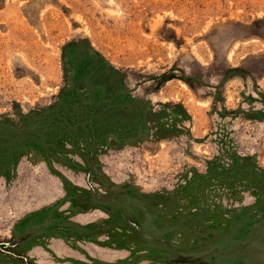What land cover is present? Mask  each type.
<instances>
[{
    "label": "rangeland",
    "instance_id": "obj_1",
    "mask_svg": "<svg viewBox=\"0 0 264 264\" xmlns=\"http://www.w3.org/2000/svg\"><path fill=\"white\" fill-rule=\"evenodd\" d=\"M0 264H264V0H0Z\"/></svg>",
    "mask_w": 264,
    "mask_h": 264
},
{
    "label": "water",
    "instance_id": "obj_2",
    "mask_svg": "<svg viewBox=\"0 0 264 264\" xmlns=\"http://www.w3.org/2000/svg\"><path fill=\"white\" fill-rule=\"evenodd\" d=\"M0 246L10 247V244L9 243H0Z\"/></svg>",
    "mask_w": 264,
    "mask_h": 264
}]
</instances>
